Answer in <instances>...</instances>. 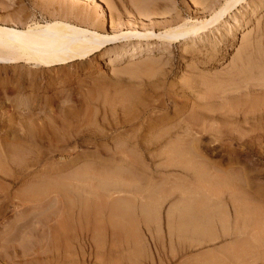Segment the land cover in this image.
Listing matches in <instances>:
<instances>
[{
  "label": "rangeland",
  "instance_id": "obj_1",
  "mask_svg": "<svg viewBox=\"0 0 264 264\" xmlns=\"http://www.w3.org/2000/svg\"><path fill=\"white\" fill-rule=\"evenodd\" d=\"M94 1L0 0V23L26 26L69 4L94 12L97 23L103 13L108 32L111 19L125 30V23L138 18L131 0ZM223 1L148 0L172 17L196 19ZM261 1L252 15V0L230 14L226 22L235 14L238 21L217 48L197 41L190 49L188 39L164 50L152 40L149 46H158L150 52L142 41L128 63L126 40L108 45L101 56L63 67L33 70L25 62L0 63V138L9 152L0 159V264H264V243H259L264 240L259 229L264 227V128L244 130L230 117L224 123L201 122L194 110L206 101L226 108L240 95L244 74H231L244 31L251 29V40L264 35ZM152 21L157 27L162 23ZM118 52L122 58L113 68L119 69L107 67ZM146 57L169 61L150 64ZM187 81L198 84L197 92L183 89ZM29 116L34 125L28 124ZM190 140L201 144V157L184 150ZM247 213L261 215L254 219L260 218L256 225L262 227L255 229L251 221L254 229L245 224L241 232L244 223L235 217Z\"/></svg>",
  "mask_w": 264,
  "mask_h": 264
},
{
  "label": "bare ground",
  "instance_id": "obj_2",
  "mask_svg": "<svg viewBox=\"0 0 264 264\" xmlns=\"http://www.w3.org/2000/svg\"><path fill=\"white\" fill-rule=\"evenodd\" d=\"M94 1V0H92ZM126 1V0H125ZM170 1V0H169ZM199 1V0H198ZM201 1V0H200ZM203 1V0H202ZM249 0H225L223 1V4L220 5V2L218 7L211 8L212 11L207 17H200L201 19H196L195 16L189 15L187 18L185 17H175V15L172 17L169 15L168 12H165V10L160 11L158 5V8L152 7L148 0H131L132 4L135 7L136 12L138 13L137 19L138 21H128L125 27V30H119L120 28H117L113 20L111 19L109 21V32L104 30L103 24L105 23V16L103 13H101V17L99 18L100 21L97 23L96 17H94L92 14L94 12H84L80 11L82 8H76L72 7V4H70L67 7L58 6L53 7V11L55 13L49 12V14L46 17H43V21H33L32 23H28L26 26H17V25H7V24H1L0 23V63H9V64H15L20 62L28 63L31 67L34 68L33 70H36L35 68H51L55 66L63 67L66 64H70L74 61H82L85 59H88L90 57H94L96 53L100 55L102 53V50L104 48H107L110 44L119 43L122 41H129L128 44L131 45L129 50H131V53L129 55L131 56L130 59H128V63H133L135 57L137 56L138 51H140L141 42H146L145 44L148 45L147 48L149 51L153 48L157 47L155 46H149L152 40H156V42L161 44V46L164 48V50H167L168 47L172 43H177L180 41L186 42V40H191L192 45L187 47H192L197 41H201V43H213V47L218 43H220L224 38L227 37V34L229 32H233L234 24L237 20L236 14L234 15L233 19H229V21L226 22V19H228L233 14L234 11L239 9V7L245 6ZM55 2V1H54ZM95 5H99V2L94 1ZM167 2V1H166ZM198 3V2H197ZM207 3V1H206ZM251 2H248V5H250ZM262 1L261 0H252L251 5V15L254 14L258 9L262 7ZM173 4V3H172ZM193 4V3H192ZM205 4V2H204ZM119 6V4H118ZM209 6V5H208ZM211 6H216L211 5ZM100 7V5H99ZM44 8V7H43ZM116 8V7H115ZM202 8V7H201ZM210 8V7H209ZM75 9V11H74ZM78 9V10H77ZM97 9V8H96ZM100 9V8H99ZM98 9V10H99ZM64 10V11H63ZM95 10V9H94ZM96 10V11H98ZM102 10V9H100ZM113 10V9H112ZM117 10V9H116ZM189 10V9H188ZM118 11V10H117ZM173 11V10H172ZM57 12V13H56ZM64 14H62V13ZM103 12V11H102ZM124 12V11H123ZM132 12V11H131ZM130 12V14H131ZM48 13V12H47ZM113 13V12H112ZM120 13V12H119ZM173 13V12H172ZM179 13V12H178ZM237 13V12H235ZM202 14V13H201ZM72 15V16H71ZM97 15V14H96ZM95 15V16H96ZM114 15V14H113ZM129 15V14H128ZM181 15V14H180ZM183 15V14H182ZM79 16V17H78ZM98 16V15H97ZM205 16V15H204ZM233 16V15H232ZM119 17V16H118ZM154 18H158V20H162L161 25L159 27L155 26L156 24L152 21ZM199 18V17H198ZM32 20V19H31ZM139 20L141 23V26H139ZM148 20V24H145L144 21ZM17 21V20H16ZM152 21V23H149ZM238 21V20H237ZM146 22V21H145ZM258 22V20H257ZM19 23V22H18ZM124 24V23H123ZM122 24V27L125 26ZM121 25V24H120ZM258 26V25H257ZM263 26V24H262ZM156 28V29H155ZM251 30V29H250ZM249 29H246L244 33L241 36V42H240V49H239V61L238 64H236V69L234 70V74H231L232 76H237L238 74L242 73L243 75V87H241L239 90L240 95L236 98L232 99L230 98L228 101V105L226 108H224V105H219L217 102H210L206 101L205 103H200L196 107L199 108V110L194 109L195 113L200 116L201 122L202 121H222L223 118L227 119L229 118L232 123L236 124L237 126L243 128L244 130H253V129H260L264 128V39L257 38L255 36V39L251 40L249 36H251V31ZM210 34V35H209ZM229 35V34H228ZM259 36V34L257 35ZM254 38V36H253ZM139 42L138 44L135 43ZM188 40V41H189ZM153 41V42H154ZM152 42V43H153ZM155 42V43H156ZM200 43V42H199ZM185 44V43H184ZM145 45V46H146ZM187 45V44H186ZM215 46V47H216ZM116 47V46H115ZM114 47V49H115ZM212 47V46H211ZM118 48V47H116ZM186 48V50H187ZM198 48V47H197ZM217 48V47H216ZM214 49L216 52L217 49ZM111 49V48H110ZM142 49V48H141ZM159 49V48H158ZM162 49V48H161ZM191 49V48H190ZM210 49V47H209ZM220 49V46H219ZM237 49V50H238ZM128 50V51H129ZM146 50V51H148ZM154 50V49H153ZM157 50V49H156ZM163 50V49H162ZM106 51V50H105ZM185 51V50H184ZM213 51V52H214ZM151 52V51H150ZM189 52V51H188ZM192 53V51H191ZM123 53H116L114 57L108 58V62L105 64L112 65V69H119L117 67L113 68V65L118 62L122 58ZM148 54V53H147ZM204 54V53H203ZM150 55V54H149ZM101 56V55H100ZM99 56V57H100ZM152 56V55H151ZM180 56V55H179ZM235 56V55H233ZM98 57V58H99ZM207 57V56H206ZM107 58V57H106ZM149 58V57H146ZM237 58V57H236ZM149 59L151 61H149ZM148 61L150 64H156L163 62L162 59H155L154 57L149 58ZM182 59V58H181ZM204 59V58H203ZM207 59V58H206ZM94 60V59H93ZM163 63H168V59H165ZM98 61V60H96ZM107 61V60H106ZM136 61V60H135ZM173 61V60H172ZM202 61V60H201ZM233 61V60H232ZM191 62V61H190ZM205 62V61H204ZM210 62V61H209ZM208 62V63H209ZM231 62V60H230ZM98 63V62H97ZM136 63V62H135ZM166 63V64H167ZM165 64V65H166ZM203 64V61H202ZM206 64V63H204ZM161 64H158V66ZM10 66V65H9ZM157 66V67H158ZM234 66V65H233ZM16 67V66H15ZM126 67V66H125ZM131 67V66H130ZM144 67V66H143ZM161 67V66H160ZM164 67V66H163ZM21 68V67H20ZM28 68V67H27ZM124 68V67H123ZM137 68V67H136ZM146 68V67H145ZM192 68V67H191ZM108 69V68H107ZM186 69V68H185ZM39 70V69H38ZM190 70V69H189ZM230 70V69H229ZM29 71V70H28ZM27 71V72H28ZM116 71V70H114ZM39 72V71H38ZM228 72V71H227ZM33 73V71H32ZM65 73V72H64ZM27 74V73H26ZM36 74V73H35ZM42 74V73H41ZM199 74V73H198ZM229 74V75H230ZM34 75V74H33ZM32 75V76H33ZM48 75V74H47ZM241 75V74H240ZM27 76V75H26ZM30 76V75H29ZM147 76V75H146ZM188 76V75H186ZM200 76V75H199ZM204 76V75H203ZM35 77V76H34ZM56 77V76H55ZM193 77V76H192ZM209 77V76H208ZM181 78L184 79L185 75L183 76L181 74ZM180 78V79H181ZM199 78V77H198ZM204 79V77H202ZM212 78V77H211ZM242 79L241 77H239ZM33 79V77H32ZM218 79V78H217ZM226 79V78H225ZM237 79V78H233ZM185 80V79H184ZM192 80V79H191ZM198 80V79H197ZM215 80V78L213 79ZM212 80V81H213ZM30 81V80H29ZM53 81V79H52ZM162 81V80H161ZM194 81V80H193ZM230 81V80H228ZM226 81V82H228ZM169 82V81H168ZM234 82V81H233ZM49 83V82H48ZM176 83V82H175ZM238 83V81H237ZM235 82L232 83L235 86L237 84ZM240 83V82H239ZM46 84V82H45ZM186 86L183 88L185 91L187 89H193L195 92H197L198 84L187 81ZM206 84V83H205ZM212 84V83H209ZM214 84V83H213ZM231 84V86H232ZM241 84V83H240ZM38 85V84H37ZM204 85V84H203ZM208 85V84H207ZM226 84H224L225 87ZM230 85V84H229ZM178 86V85H177ZM180 86V85H179ZM202 87L201 85H199ZM212 86V85H211ZM34 87V86H33ZM47 87V86H45ZM204 87V86H203ZM209 87V86H208ZM217 87V86H216ZM220 87V86H219ZM228 87V86H227ZM230 87V86H229ZM39 89V87H37ZM44 88V87H42ZM146 89V88H145ZM208 89V88H206ZM226 89V88H225ZM238 90V89H237ZM235 90V91H237ZM202 91V90H201ZM212 91V90H211ZM234 91V90H231ZM194 92V93H195ZM200 92V91H198ZM193 93V91H192ZM193 93V94H194ZM207 93V90L205 91ZM210 93V91H209ZM221 93V92H220ZM225 93V92H224ZM186 94V93H185ZM191 94V93H190ZM192 94V95H193ZM200 94V93H198ZM203 97L204 93H201ZM208 94V93H207ZM222 94V93H221ZM230 94V93H229ZM228 94V95H229ZM235 94V93H234ZM144 95V93H143ZM176 95V94H175ZM174 95V96H175ZM189 95V94H188ZM220 95V94H219ZM225 95V94H223ZM227 95V94H226ZM173 96V95H172ZM212 96V95H210ZM3 97V96H2ZM17 97V96H16ZM130 97V96H129ZM157 97V96H156ZM186 97V96H185ZM195 97V96H194ZM194 97H192L194 99ZM228 97V96H225ZM37 98V97H36ZM155 98V97H154ZM177 98V97H176ZM184 98V97H183ZM191 98V99H192ZM196 98H198L196 96ZM200 98V97H199ZM205 98V97H203ZM186 99V98H185ZM190 99V98H189ZM21 100V99H20ZM206 100V99H205ZM204 100V101H205ZM187 101V100H186ZM189 101V100H188ZM201 101V100H200ZM203 101V100H202ZM213 101V100H212ZM217 101V99H216ZM21 102H19L20 104ZM142 103V102H141ZM186 103V102H185ZM189 103V102H188ZM193 103V102H192ZM67 104V103H66ZM197 104V103H196ZM161 105V104H160ZM163 105V104H162ZM195 105V104H194ZM175 106V105H174ZM177 106V105H176ZM179 106V104H178ZM62 109V108H61ZM175 109V107H174ZM178 109V108H176ZM180 109V108H179ZM178 109V110H179ZM166 110V109H165ZM164 110V111H165ZM183 110V109H182ZM193 110V111H194ZM174 111V110H173ZM172 111V112H173ZM17 113V112H16ZM165 113V112H164ZM167 113V112H166ZM180 113V112H179ZM33 114V113H32ZM35 114V113H34ZM33 114V115H34ZM188 114V113H187ZM30 115V114H29ZM185 115V114H184ZM191 115V114H190ZM48 116V115H47ZM165 116V115H164ZM40 117V115H39ZM65 117V116H64ZM167 117V116H166ZM171 117V116H170ZM1 118V117H0ZM38 118V115H37ZM176 118V117H175ZM180 118V117H179ZM197 118V117H196ZM29 123L30 125H34L33 117L29 116ZM198 119V118H197ZM26 120V119H24ZM37 120V119H36ZM42 120V119H41ZM160 120V119H159ZM184 120V119H183ZM188 120V119H187ZM12 121V119H11ZM10 121V122H11ZM16 121V120H15ZM194 121V120H193ZM23 122V121H22ZM26 122V121H25ZM37 122V121H36ZM164 122V121H163ZM174 122V121H173ZM223 122V121H222ZM224 123V122H223ZM38 124V123H37ZM40 124V123H39ZM170 124V123H169ZM178 124V123H177ZM184 124V123H183ZM191 124V123H190ZM203 124V123H202ZM207 125V124H206ZM27 126V125H26ZM158 126V125H157ZM164 126V125H163ZM193 126V125H192ZM195 126V125H194ZM209 126V125H208ZM213 126V125H212ZM24 128V126H20ZM29 129L32 128L31 126H28ZM68 127V126H67ZM151 127V126H150ZM188 127V126H187ZM154 128V127H153ZM159 128V127H158ZM191 128V127H190ZM15 129V128H14ZM21 130V128H19ZM28 129V130H29ZM151 129V128H150ZM157 129V128H155ZM189 129V128H188ZM193 129V128H192ZM212 129V128H211ZM27 130V129H26ZM180 130V129H179ZM184 130V129H182ZM196 130V129H195ZM236 130V128H235ZM17 131V130H16ZM159 131V130H157ZM163 131V130H162ZM178 131V130H177ZM192 131V130H191ZM198 131V130H197ZM204 131V128H203ZM255 131V130H254ZM262 131V130H261ZM18 132V131H17ZM16 132V133H17ZM27 132V131H26ZM29 132V131H28ZM155 132V130H154ZM209 132V131H207ZM211 132V131H210ZM215 132V131H214ZM244 132V131H243ZM178 133V132H176ZM183 133V132H182ZM195 133V131H194ZM198 133V132H197ZM240 133V132H239ZM249 133V131H248ZM9 134V133H8ZM18 134V133H17ZM26 134V133H25ZM172 134V133H171ZM185 134V133H184ZM187 134V133H186ZM190 134V133H189ZM19 135V134H18ZM21 135V134H20ZM28 135V134H27ZM158 135V134H157ZM174 135V134H173ZM241 135V134H240ZM30 136V135H29ZM163 136V134H162ZM175 136V135H174ZM238 136V135H237ZM2 137V136H1ZM21 137V136H20ZM19 137V138H20ZM58 137V136H57ZM114 137V136H113ZM155 137V136H154ZM159 137V135H158ZM173 137V136H172ZM150 138V137H149ZM195 138V137H194ZM192 138V139H194ZM143 139V138H142ZM165 139V138H164ZM163 139V140H164ZM167 139V138H166ZM241 139V138H240ZM137 140V139H136ZM176 140V139H175ZM174 140L175 143L176 141ZM195 140V139H194ZM22 141V140H21ZM133 141V140H132ZM154 141V140H153ZM165 141V140H164ZM190 140V145L187 143V149H184L185 151H190V153H194L197 156L201 157L202 154V146L201 144L196 143L195 141ZM18 142V141H17ZM140 142V141H139ZM167 142V141H166ZM170 142V141H169ZM189 142V141H188ZM134 143V142H133ZM150 143V142H149ZM163 143V141L161 142ZM160 142L156 141L154 142V145L157 146L161 144ZM178 143V141L176 142ZM249 143V142H248ZM132 144V143H131ZM138 143H136L137 146ZM141 144V143H140ZM181 144V142H180ZM186 144V143H185ZM163 145V144H161ZM239 145V144H238ZM241 145V144H240ZM246 145V144H245ZM254 145V143H253ZM135 146V148H136ZM143 146V145H142ZM146 146V145H145ZM161 147V146H160ZM170 148H174V151L179 152L178 150H181V147L178 145L172 146L170 144ZM244 147V146H243ZM247 148H250V146L247 144ZM263 147V146H262ZM118 148V147H117ZM134 148V147H133ZM139 148V147H137ZM157 148V147H156ZM169 148V149H170ZM237 148V147H236ZM240 148V147H239ZM35 149V148H34ZM119 149V148H118ZM149 149V148H148ZM151 149V148H150ZM164 149V148H163ZM231 149V148H230ZM241 149V148H240ZM246 149V148H245ZM51 150V149H50ZM125 150V149H124ZM137 150V149H136ZM153 150V149H152ZM183 150V151H184ZM229 150V149H228ZM234 150V149H233ZM139 151V149H138ZM146 151V150H145ZM148 151V150H147ZM151 151V150H150ZM168 151V150H167ZM169 151H172L169 150ZM232 153V150H230ZM229 151V152H230ZM235 151V150H234ZM254 151V150H253ZM252 151V152H253ZM127 152V151H126ZM166 152V151H165ZM204 152V151H203ZM226 152V151H225ZM236 152V151H235ZM242 152V151H241ZM249 152V151H248ZM8 147L5 142V139L2 137L0 138V159L6 158L8 155ZM12 153V152H10ZM47 153V152H46ZM79 153V152H78ZM77 153V154H78ZM124 153V152H123ZM129 153V152H127ZM144 153V152H142ZM149 153V152H148ZM183 153V152H182ZM187 153V152H185ZM201 153V154H200ZM240 153V152H239ZM251 153V152H249ZM132 154V153H131ZM170 154V153H168ZM233 154V153H232ZM128 156V155H127ZM176 156V155H175ZM191 156V155H190ZM231 157V156H230ZM237 159V155L235 156ZM38 158V157H37ZM36 158V159H37ZM76 158V157H75ZM80 158V157H79ZM78 158V159H79ZM175 158V157H174ZM179 158V157H178ZM233 158V157H232ZM77 159V160H78ZM203 165L210 164L208 161L204 160V158H200ZM231 159V158H230ZM234 159V158H233ZM3 160V159H2ZM38 160V159H37ZM70 160V159H69ZM120 160V159H119ZM131 160V159H130ZM198 160V159H197ZM104 161V160H103ZM110 161V160H109ZM167 161V160H166ZM170 161V160H169ZM68 162V161H67ZM193 164L196 163V161ZM199 162V160H198ZM215 162V161H214ZM218 162V161H217ZM245 162V161H244ZM37 163V162H36ZM115 163V162H114ZM172 163V162H171ZM168 161L166 164L171 165ZM186 163V162H185ZM208 163V164H207ZM235 163V162H234ZM165 164V163H164ZM187 164V163H186ZM198 164V163H196ZM248 164V163H247ZM163 165V164H162ZM179 165V164H178ZM211 165V164H210ZM226 165V164H225ZM60 169V168H59ZM189 169V168H188ZM15 175V174H14ZM216 176V175H215ZM19 177V176H18ZM208 177V176H207ZM18 180V179H17ZM246 184V183H245ZM249 184V183H248ZM247 184V185H248ZM251 189V188H250ZM255 190V189H254ZM253 191V190H252ZM246 193V192H245ZM249 195V194H248ZM257 195V194H256ZM263 196V195H262ZM250 213V212H249ZM238 214V213H237ZM248 214V213H247ZM240 215V214H239ZM235 217V220H240L243 222L244 226L241 228V232L244 233V227H246L245 224H248V227H250L249 223H254V228L257 229L262 226H258L256 222L261 217L258 214H253V217H250L252 214H241V216ZM245 215V216H244ZM259 216L260 218L257 220L256 217L254 219V216ZM241 217V218H240ZM245 217V218H244ZM244 219V221H242ZM262 219V218H261ZM260 219V220H261ZM213 220V219H212ZM255 220V221H254ZM240 222V223H241ZM253 223L251 224L253 226ZM262 223V222H260ZM257 227H256V226ZM261 225V224H260ZM263 225V223H262ZM235 227V226H234ZM240 227V226H239ZM242 227V226H241ZM253 227H250V229ZM253 228V229H254ZM264 228V227H263ZM263 228H259L262 231ZM249 229V230H250ZM240 230V228H239ZM251 231V230H250ZM254 231V230H253ZM252 231L253 235L255 234ZM237 233V228L234 231ZM240 232V231H239ZM251 233V236H252ZM258 234V233H257ZM260 234V235H259ZM258 235L256 236L257 239L262 238L261 232L259 231ZM248 235V231L246 230V234H243V236ZM242 237V235H240ZM239 236V237H240ZM250 236V237H251ZM259 236V238H258ZM238 237V238H239ZM264 237V235H263ZM253 238V237H252ZM254 239V238H253ZM252 239V244L255 242ZM254 245L258 244V240ZM264 239V238H263ZM264 241V240H263ZM262 240L259 241L260 245L264 243ZM254 242V243H253ZM259 245V244H258ZM26 251V250H25Z\"/></svg>",
  "mask_w": 264,
  "mask_h": 264
}]
</instances>
